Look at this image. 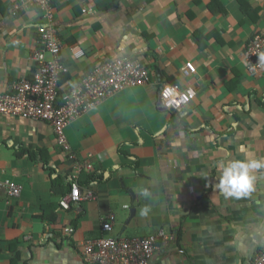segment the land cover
<instances>
[{
	"label": "crops",
	"instance_id": "obj_1",
	"mask_svg": "<svg viewBox=\"0 0 264 264\" xmlns=\"http://www.w3.org/2000/svg\"><path fill=\"white\" fill-rule=\"evenodd\" d=\"M59 2L55 24L69 66L64 83L125 56L142 57L152 79L108 96L67 128L79 159L92 165L82 177L91 171L100 177L70 209L57 206L52 191V178L71 172L53 127L0 114V264L12 263L13 249L25 264H89L82 243L98 237L111 214L110 236L164 230L172 237L158 243L152 264H252L264 249V172L240 199L225 198L215 185L218 166L242 159V147L264 157V64L251 72L246 62L250 39L264 31V0H113L105 9L100 0ZM14 3L0 0V93L32 75L44 19L31 8L15 15ZM74 48L86 56L76 59ZM187 62L196 73H185ZM165 84L197 95L182 110H164ZM24 148L47 150L57 173ZM9 180L22 186L20 196L9 195ZM49 203L56 205L51 223L44 218L53 212ZM146 205L151 211L142 216Z\"/></svg>",
	"mask_w": 264,
	"mask_h": 264
},
{
	"label": "built area",
	"instance_id": "obj_2",
	"mask_svg": "<svg viewBox=\"0 0 264 264\" xmlns=\"http://www.w3.org/2000/svg\"><path fill=\"white\" fill-rule=\"evenodd\" d=\"M51 1L21 0L15 3V14L20 9L38 6L44 11V19L38 25L40 38L38 47L32 54L34 71L30 77L17 81L10 92L0 93V114L48 122L55 131L58 143L66 150L68 160L72 161L76 178H82L80 176L83 168L89 169L92 165L81 161L72 150L67 139V128L75 120L95 109L108 96L149 83L152 71L139 59L125 56L104 62L75 83H64V75L69 72L63 55L66 44L59 36ZM73 53L76 59L86 56L83 49L74 48ZM246 56L251 72L263 67L264 60L261 58L264 57V31L250 39ZM196 70L193 62L186 63L187 75L195 73ZM195 97L196 92L192 89L182 90L179 85L165 84L161 90L160 102L166 109L180 110ZM6 187L10 196L17 197L22 194V186L14 181H7ZM92 196L90 192L87 198ZM84 198L81 186L75 182L71 192L61 200V204L69 209L71 204L79 203ZM115 218L114 214L106 217L102 222V229L110 233L114 228ZM66 231L71 234L74 228L68 227ZM161 239L169 241L172 237L167 236L164 230L144 237L105 235L84 241L83 256L89 264H152ZM252 264H264V249L257 253Z\"/></svg>",
	"mask_w": 264,
	"mask_h": 264
},
{
	"label": "trees",
	"instance_id": "obj_3",
	"mask_svg": "<svg viewBox=\"0 0 264 264\" xmlns=\"http://www.w3.org/2000/svg\"><path fill=\"white\" fill-rule=\"evenodd\" d=\"M20 1L21 0H15V3H18ZM100 1H101L100 7L105 9V8H107V6L113 0H100ZM15 3L12 4V10L11 11H13V12H15V8H14ZM51 3H52V6H53V13H54V16H55V10L58 8V5H59L60 2H59V0H52ZM1 9L3 11V7H1ZM31 9H38L40 11V13H42L44 15V11H42L38 6H32ZM27 11H29V9H27V8L25 9L24 8V9H20V10L16 11V14L15 13L14 14L15 15H20V14H23L24 12H27ZM38 33H39V31H38ZM59 36H61L60 32H59ZM196 36H197V38H201V37H198V34ZM39 38H40V34H39ZM117 59H119V58H117ZM134 59H139L142 63H145V61L143 60L142 57L136 56ZM107 61H112V60H107ZM107 61H104V62H107ZM97 67H98V64L93 66L88 73L92 72ZM148 68L151 69L150 66H148ZM66 76L67 75H64V79L66 78ZM72 150L75 152L73 147H72ZM64 151H66V150L64 149ZM22 154H24V155L26 154L27 157L29 159H32L33 161H41V162H43L45 167L47 168L48 171H50L51 174L57 173V170H56L57 168H54V167L50 166L51 156H50V154L48 153L47 150L42 149V148H40V149L39 148L38 149L24 148L22 150ZM67 159H68V157H67ZM69 161H70V164L72 165L70 174L66 175V176L59 174L56 177L52 178V191H53V194L60 198V202L58 204H56V205L60 206L61 208H64L62 206V204H61V200L66 195H68L71 192L75 182H77L81 186V188L83 189L85 187L90 186L91 183L93 181H95V178L96 179L100 178L98 174H91L93 171H91L88 174L87 179L83 178L82 177L83 173L88 171V169H86V168H83V170H82V174L80 176L82 178H76V173L73 170L74 165L72 164V161L70 159H69ZM48 205L51 207L50 209H52L53 212L52 211H50V212L45 211L44 218L51 223V222H54L55 219H56V217H55L56 216V213H55L56 205L55 204H51V203H49ZM73 223L75 224V227L77 228L79 223H80V218L75 220ZM105 235L108 236L109 234L105 230L102 229L100 235L98 237H96V238H100V237H103ZM178 237H179L178 240L180 241V238L183 237V230H179ZM13 255H14V257L12 258V263L11 264H25V262L23 261L22 255H21L19 250L13 249Z\"/></svg>",
	"mask_w": 264,
	"mask_h": 264
},
{
	"label": "clouds",
	"instance_id": "obj_4",
	"mask_svg": "<svg viewBox=\"0 0 264 264\" xmlns=\"http://www.w3.org/2000/svg\"><path fill=\"white\" fill-rule=\"evenodd\" d=\"M261 59L264 60V57H262ZM159 106L160 108L167 111H179V110H169L163 107L161 105L160 98H159ZM66 134H67V130H66ZM240 151L244 154L242 159L229 160L225 162L222 165V167L218 166L220 167V175L218 176V183L215 185V188L225 198L233 197L236 199H240L242 197L248 196L255 190V185L258 180L257 173L264 172V157H256L253 154L248 153L243 147L240 149ZM204 177H208V176H204ZM144 195H147V193L145 192ZM150 211L151 208L146 205L140 209V214L142 216H146Z\"/></svg>",
	"mask_w": 264,
	"mask_h": 264
},
{
	"label": "water",
	"instance_id": "obj_5",
	"mask_svg": "<svg viewBox=\"0 0 264 264\" xmlns=\"http://www.w3.org/2000/svg\"><path fill=\"white\" fill-rule=\"evenodd\" d=\"M132 193H134V191L132 190ZM135 208H132V212L135 213Z\"/></svg>",
	"mask_w": 264,
	"mask_h": 264
},
{
	"label": "rangeland",
	"instance_id": "obj_6",
	"mask_svg": "<svg viewBox=\"0 0 264 264\" xmlns=\"http://www.w3.org/2000/svg\"><path fill=\"white\" fill-rule=\"evenodd\" d=\"M68 130H69V129H67V135H68Z\"/></svg>",
	"mask_w": 264,
	"mask_h": 264
}]
</instances>
